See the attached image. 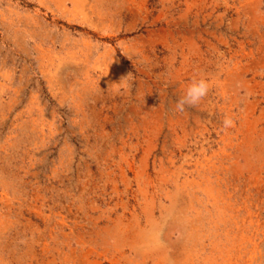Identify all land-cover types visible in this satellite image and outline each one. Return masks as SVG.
Wrapping results in <instances>:
<instances>
[{"label":"rangeland","instance_id":"1","mask_svg":"<svg viewBox=\"0 0 264 264\" xmlns=\"http://www.w3.org/2000/svg\"><path fill=\"white\" fill-rule=\"evenodd\" d=\"M0 264H264V0H0Z\"/></svg>","mask_w":264,"mask_h":264},{"label":"clouds","instance_id":"2","mask_svg":"<svg viewBox=\"0 0 264 264\" xmlns=\"http://www.w3.org/2000/svg\"><path fill=\"white\" fill-rule=\"evenodd\" d=\"M211 84L204 75L193 77L190 84L185 88L183 96L177 101L176 109L183 112L186 107H194L200 104L210 91ZM235 126V120L232 116H225L223 120L224 130H228Z\"/></svg>","mask_w":264,"mask_h":264},{"label":"bare ground","instance_id":"3","mask_svg":"<svg viewBox=\"0 0 264 264\" xmlns=\"http://www.w3.org/2000/svg\"><path fill=\"white\" fill-rule=\"evenodd\" d=\"M248 219V218H247ZM246 223V222H245Z\"/></svg>","mask_w":264,"mask_h":264}]
</instances>
